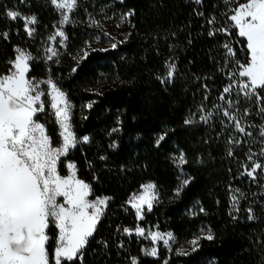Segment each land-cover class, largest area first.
<instances>
[{
    "label": "trees",
    "instance_id": "1",
    "mask_svg": "<svg viewBox=\"0 0 264 264\" xmlns=\"http://www.w3.org/2000/svg\"><path fill=\"white\" fill-rule=\"evenodd\" d=\"M9 10L21 18L11 20ZM226 11L222 0H77L63 30L65 46L48 59V40L60 22L50 0H0V76L8 74L17 50L29 53L28 79L49 77L72 107L70 123L80 142L59 160V174L66 176V165L74 163L92 199L111 197L75 264H264V168L255 179L247 175L255 164L264 165V101L245 98V78L233 75L236 61H247L246 41L236 29L216 31L227 26ZM125 14V41L87 50L96 18ZM32 16L37 22L29 35L24 18ZM211 17L214 24L207 23ZM43 99L36 119L57 147L59 129ZM225 111L252 135L236 131ZM181 154L186 163L179 162ZM147 183L155 185L157 198L139 220L129 199ZM137 227L143 236L134 233ZM150 230L171 233L173 248L159 245L156 257L147 255ZM48 235L51 254L57 229L50 227ZM196 239L195 249L178 251Z\"/></svg>",
    "mask_w": 264,
    "mask_h": 264
},
{
    "label": "snow or ice",
    "instance_id": "2",
    "mask_svg": "<svg viewBox=\"0 0 264 264\" xmlns=\"http://www.w3.org/2000/svg\"><path fill=\"white\" fill-rule=\"evenodd\" d=\"M202 2L203 0H195L197 4ZM222 2L227 9L222 15L228 24L216 31L230 34L232 29H236L238 36L246 41L247 61L245 63L236 61L239 71L233 75L238 74L239 77L246 78L240 81V91L245 98L249 100L255 98V102L260 104L264 101V0ZM50 3L59 10L71 11L76 7L77 0H50ZM6 16L11 20L21 18L19 12L11 10L6 12ZM24 20L25 30L32 35L35 29L29 28L28 25H34L37 22L36 17H25ZM67 22L69 17L64 14L61 23ZM215 22V17L207 21L209 24ZM7 35V32L3 33L5 38ZM56 35L66 39L63 31H58ZM51 39H55V36ZM115 46L113 44V47ZM224 48L229 57L235 56L230 45L225 44ZM47 51L52 53V56L56 55L52 48ZM52 56L48 59H52ZM30 59V55L19 52L15 59L10 61L11 68L8 74L0 76V264H75L76 260H82V250L88 245L89 238L93 237L111 197L88 200L90 185L76 178L74 163L67 165L70 170L68 176L59 174L57 163L60 157L67 155L69 150L80 142L69 124L71 105L65 93L48 81L52 92L55 93L52 95L51 107L55 110L54 115L61 129L59 135L62 137V144L53 147L45 125L35 119L38 113L44 111V104L41 101L44 93L38 90L39 83L27 78ZM168 69V77L171 78L174 65H169ZM223 91L230 93L231 85L225 87ZM34 92L35 95L32 94ZM229 106L231 107V102ZM260 112L264 113V107L260 108ZM223 114L234 123L236 131L252 135L246 132L245 127L235 116L228 111ZM201 119L207 122L208 117ZM191 122L185 121L186 124ZM260 135L264 137V126ZM88 139L84 136L83 142H87ZM163 139L161 136L160 140ZM229 154L231 155V152ZM261 155H264V149ZM178 159L181 164L186 163L183 154ZM262 168L264 165L257 163L247 175L255 179L254 174ZM184 183L187 184L188 181L185 180ZM142 187L145 188V192L135 198L138 202L130 201L139 219L143 218L141 216L143 204H147L148 210H151L154 198L151 190L155 186L148 184ZM58 198H63L62 202ZM233 200L235 203L236 198L233 197ZM249 213V220L254 219L251 209ZM53 226L58 232L54 239L55 247L50 254L52 238L48 235V230ZM124 232L130 233V230L125 228ZM136 233L143 236L144 229L137 227ZM164 235L169 238L164 240V244L168 245L169 240L173 239L172 234ZM159 237H161L159 232L151 234L153 241ZM205 238L212 240L214 237L209 234ZM192 243L195 244L196 241L193 240ZM148 254L156 256L157 249L152 248ZM132 264H137L135 259Z\"/></svg>",
    "mask_w": 264,
    "mask_h": 264
},
{
    "label": "rangeland",
    "instance_id": "3",
    "mask_svg": "<svg viewBox=\"0 0 264 264\" xmlns=\"http://www.w3.org/2000/svg\"><path fill=\"white\" fill-rule=\"evenodd\" d=\"M55 7V6H54ZM56 8V7H55ZM57 9V8H56ZM74 10V9H73ZM73 10H71V11H69V10H67V9H64V10H59V9H57V11L59 12V14H60V22H59V24H58V27H57V29H56V31H55V34L53 35V36H55V39H49L48 40V44H47V49H49V48H52L54 51H55V53L57 52V47L59 46V47H64L65 46V39H64V37H60V36H57L56 35V33L58 32V31H63L64 30V28H65V26H66V24L68 23H61V21H62V17H63V15L64 14H67L68 15V17H69V20H70V15H71V13H72V11ZM95 28H96V33L94 34V35H92V38H91V40L90 41H88V43H87V50H94V49H100V50H105V49H112V48H114L113 47V44H115V45H117L118 43H121V42H123V41H125L126 39H127V37H128V34H129V31H128V29H127V27H128V15L127 14H125V15H122V16H119V17H110V18H104V17H102V16H100L99 18H96L95 20ZM31 26H32V24H29L28 25V27L29 28H31ZM47 49H46V52H47V58L49 57V56H52V53H50V52H48L47 51ZM19 52H24L25 54H27V55H29V53L28 52H26L25 50H23V49H20L19 50ZM19 52H17V55L19 54ZM16 55V56H17ZM31 57V56H30ZM52 57H54V56H52ZM30 61H31V59L29 60V63H30ZM28 78V77H27ZM243 78V77H242ZM246 79V78H245ZM34 81V80H33ZM48 81H51L52 83H53V81L49 78V77H47V78H45V79H42V80H39V81H34V83H39V91L40 92H42V93H44V95H42L41 96V101L43 102V104H44V97L45 96H47V98H48V100H49V103H50V108H51V110H52V113H53V115H54V112H55V110L54 109H52V107H51V104L53 103V101H52V95H54L55 93H53L52 92V89H51V85L50 84H48L47 82ZM59 89V88H58ZM33 95H35V92L34 93H32ZM68 101V100H67ZM70 104V103H69ZM71 105V104H70ZM61 107H62V105H61ZM72 108V107H71ZM71 108H70V115H71ZM40 113H38L37 114V116L39 115ZM54 117H55V115H54ZM35 119H36V117H35ZM55 120H56V117H55ZM56 123H57V121H56ZM69 124H70V128H71V131H72V127H71V123H70V120H69ZM57 126H58V129H59V132L61 131V129H60V126H59V124L57 123ZM73 132V131H72ZM62 144V137H61V142H60V145ZM59 145V146H60ZM59 146H57V147H59ZM72 149V148H71ZM63 156H61L60 157V159L62 158ZM58 163H59V161H58ZM58 163H57V169H58ZM69 164V163H68ZM67 164V165H68ZM67 165H66V167H67ZM74 171H75V175H76V170L74 169ZM70 174V170L68 169V167H67V175L66 176H68ZM76 178H78L77 177V175H76ZM79 179V178H78ZM148 184H152V185H154L153 183H147V184H144V185H148ZM143 185V186H144ZM155 186V185H154ZM145 192V188L144 187H140V189L136 192V193H134L131 197H130V199H129V206L131 207V208H133L132 207V205H131V203H130V201L132 202V203H136V202H138L135 198H137V197H139L140 195H142L143 193ZM151 193H152V195H153V199H152V205H153V203L155 202V200H156V198H157V190H156V187H154L152 190H151ZM101 198H103V197H101ZM87 199L88 200H90V201H94L96 198H91L90 197V195L87 197ZM58 200L60 201V202H62V200H63V198H58ZM152 208V207H151ZM105 209V208H104ZM133 210L135 211V213H136V209L135 208H133ZM89 211H91V209L89 210ZM146 211H149L148 210V207H147V204H143L142 206H141V216L143 217V214L146 212ZM139 219V218H138ZM139 220H141V219H139ZM57 232H58V230H57ZM156 232H159V231H157V230H150V231H147L146 232V236H147V238L148 239H150L151 240V242L153 243V247L152 248H158V246L159 245H161L162 247H164V248H166L167 250H171L172 248H173V246H174V239H171V240H169V243H168V245H165L164 244V240H166V239H169L168 237H167V235H164V234H167V233H169V232H166V233H162V232H159L160 234H161V237H159V238H157V240H155V241H153L152 240V238H151V234L152 233H156ZM135 234H137L136 233V230H135V232H134ZM144 234H145V232H144ZM138 235V234H137ZM141 236V235H140ZM196 241V243L195 244H193L192 242L187 246V247H181V248H179L178 249V251L179 252H188V251H190V250H192V249H195L197 246H198V243H199V240L198 239H196L195 240ZM151 248V249H152ZM151 249H149V250H147L146 251V254L147 255H149L148 254V252H150L151 251ZM149 256H151V257H156V256H152V255H149Z\"/></svg>",
    "mask_w": 264,
    "mask_h": 264
}]
</instances>
